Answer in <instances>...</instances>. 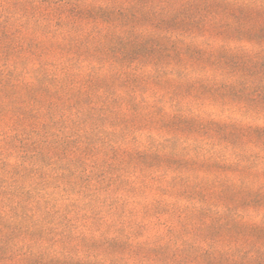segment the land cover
<instances>
[{
  "label": "rangeland",
  "instance_id": "obj_1",
  "mask_svg": "<svg viewBox=\"0 0 264 264\" xmlns=\"http://www.w3.org/2000/svg\"><path fill=\"white\" fill-rule=\"evenodd\" d=\"M15 246L264 264V0H0V264Z\"/></svg>",
  "mask_w": 264,
  "mask_h": 264
},
{
  "label": "clouds",
  "instance_id": "obj_2",
  "mask_svg": "<svg viewBox=\"0 0 264 264\" xmlns=\"http://www.w3.org/2000/svg\"><path fill=\"white\" fill-rule=\"evenodd\" d=\"M12 251L15 253V259H13L12 256H9V261L11 262V264H17V262L19 261L20 258V254L22 250L18 249V246H15L12 248ZM249 257H254L256 255L255 250H250L248 253Z\"/></svg>",
  "mask_w": 264,
  "mask_h": 264
}]
</instances>
